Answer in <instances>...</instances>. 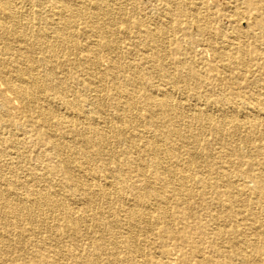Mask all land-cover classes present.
Masks as SVG:
<instances>
[{
  "label": "bare ground",
  "instance_id": "obj_1",
  "mask_svg": "<svg viewBox=\"0 0 264 264\" xmlns=\"http://www.w3.org/2000/svg\"><path fill=\"white\" fill-rule=\"evenodd\" d=\"M111 2L57 0L56 6L50 7L41 0H0V80L21 108L8 100L0 107L28 113L25 122L36 129L32 133L19 129L13 136L0 137V154L9 157L10 167L6 168L17 178L4 179L0 169L1 213L11 214L18 222L24 218L44 224L47 217L42 207L46 205L61 221L51 227H63L68 238L83 243L77 255L67 248L55 250L76 264H174L171 248H163L165 236L174 242L180 264H264V86L251 95L249 103L228 101L226 96L206 97L210 105L222 104L217 116L220 132L230 128L246 150L228 148L224 170L199 173L196 158L200 151L194 148L197 139L176 126L177 118L183 116L182 105L174 102L173 91L165 88L180 76L166 68L158 53L162 47L158 39L169 33L167 25L148 28L140 22L137 29L145 30V37L129 35L130 49L144 63H159L158 74L166 79L151 89L143 64H133L129 51L118 48L111 15L123 20L128 11L118 0ZM164 2V15L179 20L186 19L182 8L194 9L198 3ZM195 28L223 71L247 59L246 53H239L234 36L217 42L210 38V27L202 24ZM82 35L84 42L79 40ZM152 49L156 54H150ZM34 53L40 54L39 61L48 65V71L35 73L38 58L32 56ZM102 60L107 62L105 69H99ZM20 65L26 71L11 72ZM61 66L77 74L85 90L89 88L92 101L82 93L77 95L73 86L62 80L65 77L57 71ZM129 68L136 69L135 77L128 75ZM121 75L125 77L118 78ZM186 76L184 90L195 97L199 93L191 79L196 73L190 69ZM106 77L111 83L101 82ZM104 106L110 111L106 118L100 115ZM201 114L198 111L189 116L212 120L211 115ZM112 119L122 124L137 120L143 125L155 124L159 132L143 128L142 134H128L125 127L117 125L99 128ZM7 120L11 127L18 124L13 117ZM63 134L76 143H65ZM169 138L174 139L172 146L167 145ZM111 140L121 145V150L109 149L108 158L118 163L112 172L96 165L101 146ZM177 140H187L192 148L185 147L183 152ZM138 146L144 147L146 166L160 171L150 174L142 162L135 163L129 152ZM22 162L27 163L25 167ZM47 172L61 179L53 181L46 177ZM250 201L252 208L246 206ZM140 229L143 239L137 234ZM141 241L150 247L158 241L159 257L152 259L151 250L140 247ZM43 253L49 255L48 250ZM132 255L139 258L129 260Z\"/></svg>",
  "mask_w": 264,
  "mask_h": 264
},
{
  "label": "rangeland",
  "instance_id": "obj_2",
  "mask_svg": "<svg viewBox=\"0 0 264 264\" xmlns=\"http://www.w3.org/2000/svg\"><path fill=\"white\" fill-rule=\"evenodd\" d=\"M107 1L112 3L111 0ZM187 1L188 3L192 1V4H194L195 1H198V3L194 9H189V7L181 9V12L186 14V19L184 20H179L178 18L174 19L170 16L166 17L163 11V4H165L164 0H118L120 4L127 8V19L121 20L114 15H111V19L116 26L115 31L117 32H115L114 37L115 39L117 38L116 42L117 45L119 44V50H128L131 54L130 57L132 58L131 61L133 64L140 66L143 64L142 70L146 74V81L152 83L151 89L164 83L166 79L158 74L159 63H144L140 56L133 49H130L131 38L129 35L133 34L137 37H145V30L143 32L137 29L140 22H144V26L148 28L156 27L162 23L167 25L169 33L158 39L162 46L161 49L158 50V53L161 57H164L163 61L166 64V68L170 72L175 73V71H178L180 75L176 77L175 83L172 84V86H169V84L165 86V88L173 91V93H171L172 100L174 102L180 101L182 105L181 111L183 116L182 118H177L176 126L181 128L180 130H183L185 134L189 133L197 139L196 143H194V148L196 151H200L196 158L198 172L208 173V171H211L215 174L224 170L228 165L226 161L223 162L224 158L229 159L228 155L230 150L228 148L234 147L241 152H245L246 148L238 139V135H233L231 133L232 131L229 130L230 128H227L226 132L223 134L220 132L222 125L217 121V116L220 113L222 104L221 102L216 104L219 102L217 101L210 105L206 97L219 99L220 96H226L228 101L249 103L251 101V95L258 92L259 87H262V85L264 86V28H262V25H264V0ZM41 2L50 7H54L57 4V0H41ZM26 9L30 10L31 6L26 7ZM258 21H261L259 24L262 25H259ZM202 24L206 25L207 28H211L213 36L210 38L217 42L222 41V39L227 36H234V42H236L240 48L239 53H246L244 58L247 59L243 62H236L234 68L229 71H223L214 60L215 57L211 49L205 47L203 45L204 43L199 39L200 34L195 27L196 25ZM125 26L128 28L127 32H125ZM84 36L85 35H82L79 38L81 42H84ZM132 47L134 48L133 45ZM4 52L5 51H3V53ZM149 52L150 54H156V51L153 49L152 51L149 50ZM27 53L30 54L29 52ZM39 55V53H34L32 56L38 58ZM60 55L63 54L60 53ZM249 60H251V62ZM35 61V73L49 70L48 65L39 61V58ZM106 66V60H102L99 69H105ZM11 69L12 73L18 70L26 71L22 65L18 68ZM190 69L194 70L196 73V77L191 79L196 83V91L199 93L195 97L184 90V88L187 87L184 78ZM67 70L68 68H64V66L57 68V71H59L58 75L65 77L62 80L68 81V83L73 86V90L77 95L82 93L84 94V98H87L88 101H92L93 98L89 88L85 90V85L80 82L77 74H71L67 72ZM126 70L130 77H135L133 75V70L136 69L129 68ZM124 77L123 75H121V77L118 76V78ZM108 78L109 77H106V81L101 82L104 84L111 83V81H108ZM198 78H200L203 83H201ZM255 80L258 82V85L253 82ZM0 85V103L8 100L14 104V106H17V99L6 89V85L1 82V80ZM145 89H147V87H145L144 90ZM98 94L99 93L94 94V98H96ZM100 94L105 96L103 93ZM160 96L161 95H159V97ZM17 108L20 109L21 105L18 104ZM108 109L109 108L105 106L100 109V115L103 116V118L109 115L110 111ZM198 111L202 112L201 117L211 115L212 120L209 121L205 118L194 120L190 117L191 115L189 116L190 113ZM9 117H13L18 121L17 126H15L16 128L8 124L7 119ZM28 117V113L18 114L15 108L9 107L7 110H3L0 107V137L7 138L13 136L15 131H19V129L26 130L28 133L34 132L36 129H34L31 123L25 122ZM111 125L125 127L128 130L126 131L128 134H142L144 133L143 128L144 130H155L159 132L155 124L152 126L143 125V123L138 120L122 124L112 119L110 123H104L98 126L99 128L107 129ZM65 136L66 135L63 134L64 138L62 140L68 145L76 143L75 139L73 140L71 137L65 138ZM173 140L172 138L167 139V145L172 146ZM139 142L140 141H136V143ZM176 142L178 143V147H182L183 152L185 147L192 148V145L188 143L187 140L186 142L185 140H177ZM145 143L146 141H144V145ZM111 147H116L121 150V145L115 140L109 141L107 144L101 146L102 149L100 154L97 155L96 165H104V169L108 168V170L112 172L118 168V163L116 159L111 160L108 158L109 149ZM143 150L144 147L138 146L136 149L129 152V156L134 157L136 164L142 162L143 165H145L144 168L147 173L152 174L156 171H160L159 168L155 169L149 164L146 166L148 160L146 155H143ZM8 158V156L2 157L0 154V162L2 163V165L0 164V169L4 171L3 178L17 179L15 175L9 172L10 169L6 168L10 167V165L7 164ZM42 159L44 161L46 160L44 156ZM31 162L35 163L33 160H31ZM26 164V162H22V167H25ZM233 165L234 170H236L235 163ZM15 167L20 168L19 166ZM231 169L233 170L232 167ZM20 171L19 169V176L22 177ZM129 175L131 176L133 173L129 172ZM46 177L53 181H59L61 179V176L52 175L48 172ZM246 206L252 208V202H248ZM42 211L47 217L46 223L44 224L40 221L30 223L29 220L24 218L18 222L11 214L4 215L0 211V264H76V262L67 260V256L64 252L61 255H57L55 254V250H64L67 248L77 255L83 243L81 240L74 241L68 238L66 236V230L63 227H51L54 223L56 224L61 221L58 219L59 217L57 215L54 216L50 214L46 205H43ZM137 234L140 239H143V232H141V229L137 231ZM15 238L20 239V241H16ZM163 238V248H171L172 258H174L175 261L174 264H180L179 255L173 251L174 242L167 236ZM4 241H7V243ZM144 242L145 241L140 242V247L144 246V250L150 249L152 259H157L160 252L158 241L157 243L151 244V247L147 243L144 244ZM44 250L49 251L48 256H45L43 253ZM137 258H139V256L132 255L129 260ZM191 262L193 263V260H191ZM233 264L237 263L234 262Z\"/></svg>",
  "mask_w": 264,
  "mask_h": 264
}]
</instances>
